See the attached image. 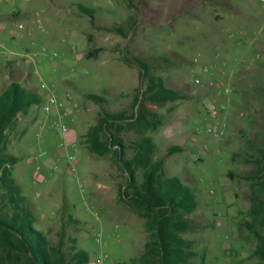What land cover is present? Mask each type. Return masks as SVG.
Here are the masks:
<instances>
[{"label":"rangeland","instance_id":"rangeland-1","mask_svg":"<svg viewBox=\"0 0 264 264\" xmlns=\"http://www.w3.org/2000/svg\"><path fill=\"white\" fill-rule=\"evenodd\" d=\"M78 5L95 10L94 23L81 16ZM11 10L25 16L8 20ZM115 27H123L126 35L106 30ZM216 48L229 61L237 88L225 115L227 135L219 140L205 130L208 95L192 84L193 58ZM94 50L99 51L87 57ZM27 53L29 58H21ZM135 57L167 87L187 96L148 102L159 116L157 128L127 132L125 139L151 137L153 160L162 161L165 175L178 177L195 195L198 207L188 216L194 225L183 234L192 243L190 264H264L255 254V233L264 235L261 0H0V94L17 82L43 102L47 94L58 100L50 113L41 104L19 113L4 149L19 159L12 176L31 201L37 228L68 258L80 250L89 254L88 264H141L149 234L145 220L120 199L127 174L114 151L100 156L84 142L103 113L89 94L102 95L108 112L132 111L140 87H146L139 69L125 61L135 63ZM65 111L70 112L64 118L67 135L56 126ZM72 137L79 146L76 174L59 162L69 148L58 144ZM174 147L181 151L171 154ZM44 150L48 156L40 157ZM49 159L60 165L58 171H50ZM137 181L143 182L142 170ZM4 192L0 186V207ZM99 233L102 244L96 242ZM2 256L0 249V264Z\"/></svg>","mask_w":264,"mask_h":264},{"label":"trees","instance_id":"trees-1","mask_svg":"<svg viewBox=\"0 0 264 264\" xmlns=\"http://www.w3.org/2000/svg\"><path fill=\"white\" fill-rule=\"evenodd\" d=\"M129 4L132 0H128ZM81 16L95 22V10L78 5ZM108 32L126 35L123 27L107 28ZM99 50L90 51L87 57L96 55ZM166 65H173L162 58ZM135 63L127 64L139 69V94L133 102L132 111L108 112L107 103L99 94L87 97L103 109L96 125L85 135L87 148L100 156L114 151L115 160L127 174V185L120 199L145 220L149 239L141 264H190L192 243L183 234L193 228L188 217L198 207L193 192L185 187L178 177H167L162 161H154L155 144L149 136H140L129 143L125 134L157 128L159 116L150 111L146 104H165L186 99L182 92L165 85L161 76L151 71L150 65L135 57ZM43 102L39 93L30 91L17 82L0 94V186L5 191L4 204L0 207V249L3 251V264H88L89 254L77 251L69 258L59 246H50L47 236L37 228L32 212L31 201L22 194L21 186L12 176V167L19 159L4 152L7 146V131L13 126L19 113ZM132 156L128 157V152ZM181 151L174 147L173 154ZM264 152V150H262ZM143 172V182L138 184L137 173ZM262 197V196H260ZM258 247L255 254L264 258V235L255 233Z\"/></svg>","mask_w":264,"mask_h":264},{"label":"built area","instance_id":"built-area-1","mask_svg":"<svg viewBox=\"0 0 264 264\" xmlns=\"http://www.w3.org/2000/svg\"><path fill=\"white\" fill-rule=\"evenodd\" d=\"M264 2V0H261ZM22 27V25L20 26ZM233 34H229L228 38L232 39ZM29 54H22L21 58H29ZM223 51L219 48L212 50L207 53H199L192 60L194 77L192 79V84L208 95V102L204 104L206 111V117L208 118V123L205 125L206 132L212 136L214 139L219 140L227 135L228 122L225 119L229 111V99L235 94L237 88L234 85L233 78L234 74L231 69L229 61L225 58ZM257 56L254 61L258 59ZM249 66H253L254 62H249ZM41 88L45 89V84H41ZM68 103H72L73 97L71 95L67 98ZM58 104V100L52 94L47 97V102H42V110L45 113L51 112V107ZM69 111L61 113V120L56 124V126L64 133H70V128L66 125L64 118L69 115ZM63 114V115H62ZM59 148L68 149V152L59 157L60 164L65 163L67 169L70 173L76 174L78 171L77 161L78 156L76 150L78 149L77 141L73 139H68L62 141L58 144ZM48 152L42 151L40 157H47ZM200 156L197 157V160ZM60 168L59 164H53L50 171L53 173L58 171ZM41 175V170L38 168L35 173V178H39ZM96 242L102 244L101 234L99 233Z\"/></svg>","mask_w":264,"mask_h":264},{"label":"crops","instance_id":"crops-1","mask_svg":"<svg viewBox=\"0 0 264 264\" xmlns=\"http://www.w3.org/2000/svg\"><path fill=\"white\" fill-rule=\"evenodd\" d=\"M24 1V0H22ZM24 8V5H23ZM25 16V12H21L18 10H11L10 14L8 15L7 19L8 20H19L22 19ZM19 18V19H17ZM49 94H47L46 96L48 97ZM73 139V137L71 138ZM74 140V139H73ZM50 164H54V160L53 159H49L46 163V165H50Z\"/></svg>","mask_w":264,"mask_h":264}]
</instances>
